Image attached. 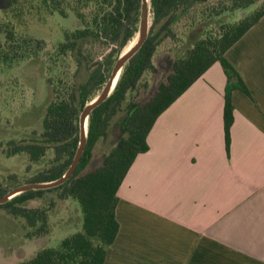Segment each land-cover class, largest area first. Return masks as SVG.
<instances>
[{
  "label": "trees",
  "instance_id": "obj_1",
  "mask_svg": "<svg viewBox=\"0 0 264 264\" xmlns=\"http://www.w3.org/2000/svg\"><path fill=\"white\" fill-rule=\"evenodd\" d=\"M18 1L13 0L17 7ZM205 1L150 0L153 19L148 36L122 68L111 94L91 111L85 146L74 173L60 185L28 188L0 203L10 216L26 220V236L31 239L50 232L48 210L27 205L46 192L60 190V199H76L83 212L81 230L67 235L59 245L42 247L31 258L16 264H103L107 248L114 243L120 228L116 217L119 188L136 157L148 151L147 137L157 118L216 62L223 66L229 83L237 81L234 87L249 93L225 54L264 16V0H223L230 2L225 10H245L262 2L235 22H218L215 31L191 30L183 49L174 55L170 53L169 70L157 87L147 96L140 93L145 74H155L159 70L154 63L159 45L168 37L175 38L174 25L196 4ZM65 2L40 0L38 7L49 13L58 11L63 16L73 9L79 18L80 25L66 30L63 40L49 54L52 67L57 65L56 59H73L76 69L72 80L55 81L50 73L47 77L49 101L41 131L8 142V154L26 153L32 161L48 151L53 153L50 165L31 177L27 185L58 180L70 169L80 147L83 110L106 86L124 50L139 35L142 0H75L69 8ZM98 42L108 44L110 51L102 59L90 60L89 45ZM42 48L43 41L32 36H18L12 19L0 22V63L32 58ZM143 85H147V81ZM230 90L231 87L226 92L224 107L228 151L234 122ZM111 135L112 145L103 154L100 164L87 170L97 145ZM12 187L0 181V198Z\"/></svg>",
  "mask_w": 264,
  "mask_h": 264
},
{
  "label": "crops",
  "instance_id": "obj_2",
  "mask_svg": "<svg viewBox=\"0 0 264 264\" xmlns=\"http://www.w3.org/2000/svg\"><path fill=\"white\" fill-rule=\"evenodd\" d=\"M225 56L249 93L216 62L157 118L119 188L103 264H264V16Z\"/></svg>",
  "mask_w": 264,
  "mask_h": 264
},
{
  "label": "rangeland",
  "instance_id": "obj_3",
  "mask_svg": "<svg viewBox=\"0 0 264 264\" xmlns=\"http://www.w3.org/2000/svg\"><path fill=\"white\" fill-rule=\"evenodd\" d=\"M261 2L245 10H225L230 2L223 0H207L196 4L174 25L176 37H168L159 45L154 56V63L159 70L155 74H145L140 93L147 96L157 87L160 79L169 70L167 61L170 53L174 55L183 49L191 30L215 31L218 22H235L246 13L257 9ZM74 3L75 0L65 2L68 8ZM17 5L19 6L13 0H0V22L12 19L18 36L39 39L43 41V48L32 58L0 63V181L10 188L16 184L12 190L19 188L17 185L20 184L26 186L31 177L48 167L53 160L52 151L36 161H32L26 153L10 155L7 153L8 142L19 141L28 138L34 131H41L49 101L47 77L51 73L55 81L60 78L71 81L76 69L71 57L56 59L57 65L52 67L49 64V54L63 40L66 30H73L80 25L73 9L67 16H63L58 11L49 13L44 8L39 9L40 0H19ZM218 12L220 14L217 15ZM150 14L152 24L153 16ZM137 39L138 37L130 42L124 51L130 50ZM89 48L92 56L90 60H97L102 59L111 47L105 42H98L89 45ZM146 81L147 85L144 86ZM37 108L39 111H36ZM112 137L111 135L97 145L87 170L100 164L103 154L112 145ZM59 193L60 190L48 191L41 198L27 203L29 207L48 210L50 232L38 238L31 239L26 236L28 228L24 218L6 220L10 216L0 207V264H16L29 259L42 247L57 246L67 235L82 229L83 212L79 202L72 197L60 199Z\"/></svg>",
  "mask_w": 264,
  "mask_h": 264
},
{
  "label": "water",
  "instance_id": "obj_4",
  "mask_svg": "<svg viewBox=\"0 0 264 264\" xmlns=\"http://www.w3.org/2000/svg\"><path fill=\"white\" fill-rule=\"evenodd\" d=\"M151 13V5H150V1L149 0H142V7H141V19H140V29H139V35H140V39L138 40V42L129 50V52L123 56H121V58L118 60V62L116 63L113 72L109 78V81L107 82L106 86L103 88V90L100 92V94L93 100L91 101L86 108L83 110L81 116H80V127H81V142H80V147L78 150V153L75 157L74 163L72 164V166L70 167V169L67 171V173L60 179L58 180H54L51 182H46V183H34V184H30V185H26V186H21L19 188H16L12 191H10L6 196L1 197L0 198V203H3L4 201H6L7 199H10L13 193L15 192H22L28 188H40V187H53V186H57L62 184L69 176H71L81 157L82 154V150L85 146V142H86V138H87V132L85 131V124L86 121L89 120V116L91 111L103 100H105L113 91L118 79L117 76L119 73H121L122 68L124 67V65L127 63V61L139 50V48L142 46L144 40L146 39V37L148 36L149 30H150V22H149V16ZM117 79V80H116ZM17 193V194H18ZM16 195V194H15Z\"/></svg>",
  "mask_w": 264,
  "mask_h": 264
},
{
  "label": "bare ground",
  "instance_id": "obj_5",
  "mask_svg": "<svg viewBox=\"0 0 264 264\" xmlns=\"http://www.w3.org/2000/svg\"><path fill=\"white\" fill-rule=\"evenodd\" d=\"M149 1H150V0H149ZM150 21H151V14H150V16H149V22H150ZM150 23H151V22H150ZM137 37H138V39H137V41L135 42V44H136V43L138 42V40L140 39V35H138ZM135 44H134V45H135ZM134 45H133V46H134ZM133 46H132V47H133ZM128 52H129V50L124 51V52H123V56H125ZM119 75H120V73L118 74L117 79L119 78ZM117 79H116V80H117ZM87 130H88V121H86V124H85V131L87 132ZM17 193H18V192H15V193H13L11 196H14V195L17 194Z\"/></svg>",
  "mask_w": 264,
  "mask_h": 264
}]
</instances>
